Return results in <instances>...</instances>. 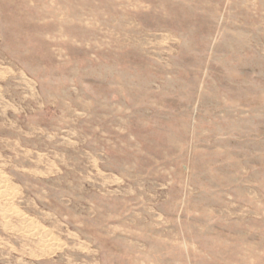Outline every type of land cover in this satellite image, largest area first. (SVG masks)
<instances>
[{
	"label": "rangeland",
	"instance_id": "rangeland-1",
	"mask_svg": "<svg viewBox=\"0 0 264 264\" xmlns=\"http://www.w3.org/2000/svg\"><path fill=\"white\" fill-rule=\"evenodd\" d=\"M0 264H264V0H0Z\"/></svg>",
	"mask_w": 264,
	"mask_h": 264
}]
</instances>
